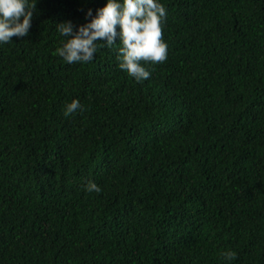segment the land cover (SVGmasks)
Returning a JSON list of instances; mask_svg holds the SVG:
<instances>
[{
	"label": "trees",
	"instance_id": "1",
	"mask_svg": "<svg viewBox=\"0 0 264 264\" xmlns=\"http://www.w3.org/2000/svg\"><path fill=\"white\" fill-rule=\"evenodd\" d=\"M161 2L141 81L119 42L55 53L104 0H36L0 44V264H264V0Z\"/></svg>",
	"mask_w": 264,
	"mask_h": 264
},
{
	"label": "clouds",
	"instance_id": "2",
	"mask_svg": "<svg viewBox=\"0 0 264 264\" xmlns=\"http://www.w3.org/2000/svg\"><path fill=\"white\" fill-rule=\"evenodd\" d=\"M36 0H0V44L13 35L25 36L30 28ZM166 15L161 0H104V3L85 11L90 17L74 25L70 19L55 23L56 31L62 37L55 48L64 61L73 63L92 60L98 47L116 48L118 67L141 81L150 75L149 68L141 61L157 62L166 58L167 42L161 38L162 21ZM78 98L66 102L64 115L81 108ZM83 188L87 192L100 191L92 179ZM222 255L231 258L235 253L228 250Z\"/></svg>",
	"mask_w": 264,
	"mask_h": 264
}]
</instances>
